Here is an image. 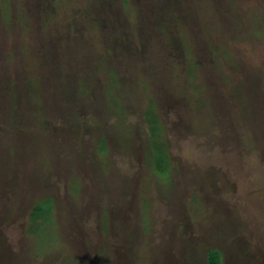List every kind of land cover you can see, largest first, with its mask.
<instances>
[{
	"label": "rangeland",
	"instance_id": "374dc122",
	"mask_svg": "<svg viewBox=\"0 0 264 264\" xmlns=\"http://www.w3.org/2000/svg\"><path fill=\"white\" fill-rule=\"evenodd\" d=\"M212 247L264 264V0H0V264Z\"/></svg>",
	"mask_w": 264,
	"mask_h": 264
},
{
	"label": "trees",
	"instance_id": "16d2710c",
	"mask_svg": "<svg viewBox=\"0 0 264 264\" xmlns=\"http://www.w3.org/2000/svg\"><path fill=\"white\" fill-rule=\"evenodd\" d=\"M114 22V21H113ZM115 28V25L113 27ZM146 115L148 117H150V113L146 112ZM149 121V125L152 124V119L151 117L148 118ZM152 128V133L156 134L157 130L155 129V127H153V124L151 125L150 129ZM160 154V153H158ZM158 154L155 156L156 157V166L158 168V170L162 169L163 171L167 170V167L165 166L166 164V160H167V156H163L160 154V156H158ZM158 156V157H157ZM44 209H49V207L45 206L43 203H39L38 205H36L35 207V213H34V218L37 215V213L41 212ZM208 264H222V260H221V251L218 248H210L208 250Z\"/></svg>",
	"mask_w": 264,
	"mask_h": 264
},
{
	"label": "clouds",
	"instance_id": "9594fccd",
	"mask_svg": "<svg viewBox=\"0 0 264 264\" xmlns=\"http://www.w3.org/2000/svg\"><path fill=\"white\" fill-rule=\"evenodd\" d=\"M71 114H73V113H71ZM71 119H72V118H71ZM72 126H75V125L73 124Z\"/></svg>",
	"mask_w": 264,
	"mask_h": 264
}]
</instances>
